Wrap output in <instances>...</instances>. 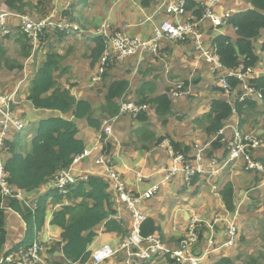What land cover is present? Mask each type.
Instances as JSON below:
<instances>
[{"label":"trees","instance_id":"16d2710c","mask_svg":"<svg viewBox=\"0 0 264 264\" xmlns=\"http://www.w3.org/2000/svg\"><path fill=\"white\" fill-rule=\"evenodd\" d=\"M244 1L251 7L233 15L229 20V25L237 29L236 37L218 35L212 39V45L217 50L220 62L227 69L237 70L240 64H244L246 68L257 67L260 63L259 53H264V40L259 44V49L256 48L258 40L264 33V0ZM6 4L10 9L19 12H24L26 7L25 0H7ZM40 5L44 6V3L40 2ZM196 6V2L190 0L187 11L201 17L203 12L200 8L196 9ZM70 10V21L73 22L75 21L73 13L77 11V7L75 5L70 6ZM18 29L20 28L18 27ZM59 33V38L54 35V41H52V37L49 39L54 44L44 49L47 52L46 57L29 82L27 100L36 110L71 114L72 119L53 115L42 119L34 129L33 138L27 144L23 143L21 135L17 132L12 134L13 140L8 142V151L5 154L7 183L14 189L24 191L30 199L36 200L37 208L33 212L31 208L18 199H4L0 191V258L4 254L7 242L6 213L2 208L5 207L4 205L20 214L27 226L25 238L15 247L18 253L20 251L25 252L30 245L39 240V236L46 225L51 205L60 206L63 203V206L61 205V208L53 213L51 219V225L62 229L61 239L55 242L52 247L50 246L51 254L62 251L64 256L62 263L56 264L88 263L92 258L89 246L97 237L96 229L101 224L105 223L106 231H120L117 222L113 219L116 211L114 210L113 197L109 193V184L103 178L94 175L89 176L86 181H80L71 186L66 198H63L57 189L52 188L55 177L62 170L70 168L75 158L83 154L86 149L85 142L79 138V128L76 121L86 120L88 126L98 134H101L102 130L101 120L95 116L96 111L92 104L87 100L75 98L70 91L57 83L56 73L60 70L64 57L56 50L68 35L65 31ZM21 35L19 37H22V40L19 38L17 42L22 45L21 54L23 58L29 59L31 51L26 46L28 42L24 41H28V36L26 34ZM91 40L93 48L87 57L91 60L89 67L94 68L103 58L107 44L103 37L92 36L88 42L90 43ZM28 44L33 49L32 44ZM74 50L69 46L66 54L79 53ZM11 64L14 65V68L20 67L16 66L14 60L8 59L7 49L4 44H0V72ZM105 76L107 79L110 77L109 74ZM228 80L238 94H243L242 83L239 80L234 78ZM249 84L260 93L261 98L250 97L241 102L236 97L233 103L225 98L212 99L210 109L204 115V119L209 122L204 130L207 136L216 140L211 139L212 151H205L207 159L218 156L219 153H223L221 157L226 158L228 156L226 144L219 132L233 116L234 109L237 110L240 119L244 118V121L240 120L241 124L245 123V118L252 111L261 110L260 113L264 116V75L250 80ZM129 91V80H115L108 85L104 96L105 104L97 112H101L110 118L117 116L120 111V101ZM156 91L155 83L152 80L144 81L136 95L141 99L140 104H151L155 108L157 119L166 125L168 119L173 116V104L166 94L151 97V95L156 94ZM238 94L236 95L238 96ZM148 118H150L148 114H142L136 119L146 122ZM240 129L243 132L256 134L262 144V149H264V140L260 134L255 131ZM104 138L105 136H103ZM167 140L171 144V146H167L168 152L171 153L173 148L174 155L182 154L188 163L193 164L195 160L193 148L191 151L190 147L175 142L167 136L159 139L158 142L162 145ZM111 141L106 143L104 151L113 159L114 147ZM193 147L195 149L196 145ZM260 150L255 152V158L264 164V157H260L262 154ZM172 159L170 158V162L173 161ZM222 173L215 178V182L219 185V193L226 210L233 214L236 212L234 185L231 182H225ZM200 177V175L194 177L192 186L202 178ZM47 185L48 187L51 185V188L47 189L46 193L37 195L40 190L46 189ZM158 233H161L160 227L156 225L153 219L147 218L142 226V234L147 236ZM202 234L201 231L199 234L200 241ZM161 237L164 239L163 236ZM203 253H198V255H203ZM168 260L170 259L168 258ZM215 264H234V262L231 258L222 257Z\"/></svg>","mask_w":264,"mask_h":264},{"label":"crops","instance_id":"0c3cea01","mask_svg":"<svg viewBox=\"0 0 264 264\" xmlns=\"http://www.w3.org/2000/svg\"><path fill=\"white\" fill-rule=\"evenodd\" d=\"M63 1L64 3H67V5H75L74 0ZM114 1L115 0H109L108 7L104 8L103 20H110V23H116V21L118 20V16L120 15L117 9L113 6ZM147 1L148 0H144L145 4ZM193 1L198 2L200 0ZM71 2L73 3L71 4ZM172 2H176V0H162L158 7L143 8V10H139L137 12L134 18L130 16L128 18L131 25L129 28V34L141 37V32L143 31L145 33L144 26L142 25L145 19H148L150 24H154L158 20H162L161 23L164 20H176V17L168 12V5ZM75 6L77 7V10H79L78 12L74 11V18L78 17L77 14L81 13L80 6ZM220 6L222 7V10L219 13L236 9H239L238 11H241L243 9L248 10L251 7L250 4L242 0H227L223 2ZM130 7L131 3H128L126 5V8L129 9ZM145 15H147V18L145 17ZM83 24L85 23L83 22ZM133 27H135V29ZM208 29H210V25H207L205 27V31ZM209 34L211 36L214 34H224L232 38L236 37V31L229 24L224 25L219 29L210 30ZM263 38L264 33H262V37L258 41H261L262 43ZM52 41H54V38H52ZM74 42L76 43V40ZM79 42L80 41H77L78 46L80 45L79 47L77 46V44L73 43H70L69 46L74 48V51L83 52V46L82 44H79ZM91 43L92 40L90 42V45H93ZM189 43L192 47V50L189 51H180L176 43L173 44L166 42H164L162 50L165 53L166 49V52H171V48H175V54L177 55L181 53V55H184L182 59H186L187 61L188 57L191 58L189 60H192L193 56L197 57V59H201L198 57L192 41L189 40L187 44ZM91 48L93 47L91 46ZM46 53L47 52L44 51V56L46 55ZM261 53L262 52L259 53L260 63L254 69L256 77L264 75V65L263 61L261 60ZM63 57L64 61L68 58H73L71 54H66V56ZM131 59L126 60L125 64L129 65ZM143 65L145 66L144 75L147 76L143 79V82L152 80L156 85V80H160L161 76H155L154 79L149 78L151 74L152 65L146 64L145 61H143ZM192 65L194 67L195 65H197V67L199 66L198 62L196 61V58L194 61H189V68L190 66L192 67ZM181 66L183 65L181 64ZM181 66L179 67V69H181ZM67 67L70 68V66ZM85 68H88L90 70L89 66H85ZM134 68V66H132L131 68H128V66H126L125 71L130 72L132 75H134ZM208 69L209 72H211L209 66ZM110 74H112V72H110ZM211 74L213 75V73ZM32 77L33 74L28 72L27 69L19 99V115L24 114L28 124L27 130L23 134H21V137L22 140H27V143H29V141L33 138V132H35L34 129L36 128L38 122L42 119L50 117L51 115L62 116L67 119H72L71 114L41 111L33 108L31 103L26 99V94L28 95L29 82ZM115 80L118 79H114L113 75L108 77V79L102 80L99 84L96 85L97 87H100L99 89L101 90H92L91 87H93V85L90 82H75L74 88L75 90H77L76 98L89 101L92 104L94 110L96 111V114H99L97 113V111H99V108L105 104L104 96L106 93V89L108 85H110ZM4 82L7 84L5 88H10L13 86V84L8 79H5ZM138 89L139 88L133 89L132 84L130 82V91L133 90L136 95ZM217 91L220 92L219 90ZM157 93L158 92L156 91V94ZM154 95H151V97H154ZM215 98L225 97L218 93L214 96L213 99ZM95 101L96 103H94ZM177 101L178 102L176 103V105L179 106L178 104H180L181 100ZM179 113L182 118L178 119L180 121L172 127L171 124L173 123V118L175 117L174 113L173 116L168 119V123L166 125L163 124L160 119H154L153 124L156 125L158 128H151L153 125L151 123V118H148L146 122H141L138 119H134L129 115L127 116L131 117L132 119L128 120L127 122H124L128 124L115 128V134L117 132L121 140L120 144L118 142L115 144L114 140L111 141L114 147L112 155L115 169L119 174L122 175L127 190L131 192L134 197H141V195L149 188H151L155 184L160 183L162 180L160 174L162 168L171 163L170 158L172 157L171 155H169L170 152L164 149L165 147H162V145L158 142L159 139L169 136L173 141L179 142L181 144H184L185 146L190 147L191 151L193 148L194 151L193 146H195V144L192 143L194 141V134L189 133L188 137L181 141L178 135L181 131L184 130V128L194 129L195 118L200 115L201 110L195 105L194 107L192 106L190 110H181L179 111ZM237 123L238 122L234 124L228 121V125H226L227 127H229L230 125H236ZM76 124L79 128V138L85 142L87 151H91L97 140L98 133L94 129L89 127L87 121L84 119L77 120ZM167 125L168 128H165V126ZM189 131L190 129L188 130V132ZM226 131L229 132L231 130L227 129ZM10 140L12 141L13 138L10 137ZM220 156L221 155L219 153V155L216 157ZM75 165L73 166V171L75 172V174L79 176L84 174H96L101 176L103 180H105L109 184V193L113 197L114 210L116 211V215L113 217V219L117 222V225L120 228V231H106L105 223L101 224L96 229L97 237L95 238L94 242L89 246V251L91 252V254H93L96 250L100 249L104 245H109L113 249H118L124 242L125 238L128 237L131 233L133 224L131 210L129 209L127 204L120 202L119 197L114 191L110 179L103 176V166L98 163V159L90 160L89 158H84L80 164H78L77 166ZM242 172L244 171L243 169L239 168V166L235 168L230 166L222 173V176H224L223 178L225 182H231L234 185L236 212L238 205H241L240 208H242L243 206L246 207L250 203V200L252 198L248 196L250 191H246L245 186L243 185L246 184L249 179H252L251 177H253L254 175L256 176L258 184L255 185L256 196H253L256 198V235L258 234L259 241H262L261 243H264V174H252L253 172H251L248 174L244 173L243 175ZM137 173L146 177V179H144L142 183H139L137 181ZM50 188L51 185L49 187L47 185L46 189L40 190L37 195L46 193L47 189ZM204 188L205 183L201 179L195 185L188 187L185 184V181L182 179V176H179L178 178L174 179V181L170 184L161 186L160 190L154 195V197L148 200L140 199L139 202L136 203V205L147 218H151L156 222V225H158L161 229L160 234L164 236V240H166L168 243H171L172 238L177 237L179 233L184 232L187 226V222L192 216L198 215L199 218H202L203 216L210 215L211 218L220 217L223 219V221L226 216H228L230 219H241L240 217L238 218V216L240 215L239 210L237 216H235L236 212L232 214L226 210L219 193V188L217 192H212V195H209L208 193H200L202 190H205ZM242 189L244 190L242 191ZM61 205L63 206V203ZM176 205L178 206V209L175 211ZM60 206L51 205V210L48 214L46 225L39 236L41 244H46L48 246L47 250L49 252V254L44 255L43 248L42 258L43 260L44 258L46 260H51L53 264L62 263L64 259L62 251L56 252L54 254L50 253V246L52 247L55 242H58L61 239L62 229L51 225L53 213L58 211L61 208ZM166 215L167 220L169 221H166L163 218H166ZM226 227V223H221L218 226H215L214 232L208 229L204 230L201 237V241L199 243V247L197 246L195 248V251L197 253L212 251V253H209V255L204 256L202 258V264H215L222 257H231V252L234 251L235 248L229 249L222 247L223 243L226 240ZM26 229V223L22 220V218L17 212H15L14 210L6 212L7 242L5 246V251L10 250L12 251L11 253L16 252L15 247L19 245L25 238ZM39 240H37V242H39ZM176 245L172 246L176 247ZM124 260L125 255L119 253L114 258L104 262L103 264H122ZM91 263L92 262L90 259V261L85 264ZM144 264L178 263L174 261L171 262V260L158 258L152 262H146Z\"/></svg>","mask_w":264,"mask_h":264},{"label":"built area","instance_id":"2783aa9c","mask_svg":"<svg viewBox=\"0 0 264 264\" xmlns=\"http://www.w3.org/2000/svg\"><path fill=\"white\" fill-rule=\"evenodd\" d=\"M186 1L179 0L178 2H172L168 5V12L174 14L177 21L165 20L159 27L155 29L154 37L149 40H143L140 37H132L128 35V27L122 26L121 28H114L111 24L104 22L99 29L98 34L105 37L108 46L111 47L116 56L109 60L107 52L105 58L101 60L102 71L106 69L110 62H114L115 59H126L132 56H143L145 54H151L158 56L162 43L164 41L170 42H185L191 40L194 44L196 52L199 54V58L205 60L211 65L212 73L216 78L217 85L222 89L224 96L233 102L236 97L242 102L246 98L255 96L261 98L259 92L249 85V80L254 77V68H246L244 64H241L236 71L227 70L220 62L217 50L212 47L211 50L207 49L205 27L210 25L214 28L223 26L229 18L232 16V11L215 12L214 9L220 6L227 0H200V9L203 14L198 17L195 14H187ZM187 17L186 21H178L180 17ZM11 14L5 12L0 14V38H6L13 34V30L9 25ZM19 28L23 34H26L29 40L33 43L36 41L39 34L47 26L62 29V24H52L46 20L45 22L36 23L31 19L21 16L19 20ZM228 78H237L241 83V90L243 94H238ZM100 78H93V82H98ZM182 84H179L176 94V99L184 94L181 90ZM19 88L13 93L3 94L0 93V191L4 199L14 198L23 202L24 205L31 208L35 212L37 205L33 202L24 191H20L12 188L7 183V173L5 170V154L8 151L9 138L13 132L21 133L26 130L27 124L19 117L18 105H19ZM238 94V96L236 95ZM18 96V100H17ZM17 100V101H16ZM15 105V108H14ZM146 105L141 107L134 105L133 103L122 104L120 112L121 114H129L132 116H138L145 112ZM236 114V110H233ZM227 129L231 130L228 134H224ZM104 132L107 134L106 140H109L113 136V129L104 128ZM220 136H225L223 142L226 144V150L228 156L224 157H211L206 158L205 151L208 146L199 148L195 156L193 164L188 163L186 157L182 154L174 155L171 149L172 164L167 167H163L161 172L163 173V182L157 184L147 190L139 197L140 199H150L160 189V186L167 184L178 175H184L188 184L192 181L194 176L201 174L204 176L206 183L212 188L213 191L217 190L215 185V178L224 170L232 166L235 168L239 164L249 172H264V164L261 161L256 160L255 152L262 149V144L256 134L251 132H243L236 125L232 124L229 127L223 128L219 132ZM228 135H232V138L228 140ZM216 140V139H215ZM214 140V141H215ZM169 145V141H166ZM101 138L98 139L96 146L91 151L77 156L73 165L62 170L54 180V187L59 193L66 198L69 194L70 187L77 184L80 181L88 179L90 174L77 175L73 171V166H77L86 157H91L93 152L102 151ZM170 146V145H169ZM98 163L103 166V176L109 178L114 191L116 192L119 200L129 207L133 216L132 230L128 237L118 249H113L109 245H104L100 249L96 250L92 255L91 264H103L104 262L114 258L119 253L125 255V260L122 264H144L157 258H169L178 264H202V258L209 255L210 252H204L202 256L195 252V247L199 243V234L203 229V226H207L211 230L215 229V226L223 221L222 218L216 217L212 223L203 222L197 218H193L188 226L186 237H184L177 248L171 247L159 234H150L144 236L142 234V226L147 220V217L140 211L136 203L139 202L134 198L126 188V184L115 167L112 160L107 157L106 154H100L98 157ZM137 181L142 183L146 177L137 173ZM35 203V204H32ZM4 205V204H3ZM2 207L5 212H9L12 209L7 205ZM224 223L227 224L226 228V240L223 243V248H232L237 243L238 230L234 220H231L228 216L224 218ZM219 249V248H218ZM9 254H8V253ZM10 250H4V254L0 259V264H44L42 258L43 246L41 242H34L24 252L11 253Z\"/></svg>","mask_w":264,"mask_h":264},{"label":"rangeland","instance_id":"374dc122","mask_svg":"<svg viewBox=\"0 0 264 264\" xmlns=\"http://www.w3.org/2000/svg\"><path fill=\"white\" fill-rule=\"evenodd\" d=\"M6 1L7 0H0V14H5V12H7L12 15L13 24H15L16 26V28L13 29L15 32V36L12 37L8 36V38L7 37L0 38V44L1 45L4 44L5 48L7 49L8 59L10 61L14 60L16 66H20V67L14 68V65L11 64L10 66L6 67L4 70L0 72V93L3 94L13 93L18 88L20 92L21 88L23 87V82L25 79V73L27 69L28 72L32 73L33 75L35 74V72L38 70V68L42 65V63L45 60L46 57L44 56L45 47L52 46L54 44L49 39L51 37L54 38L53 37L54 35H57V37L59 38L60 35L59 32H62L63 30L66 29L68 35L62 41V43H60L56 52H58L61 56H66V52L68 51V47L70 43L77 44V41H80L79 44H82L83 52L67 53V55L71 54L73 58H68L65 61H63L60 70L56 73V79L59 86H62V88L70 91L71 94L76 98L77 90H75L74 88L75 82H86V83L90 82L93 85V87H91L92 90H99L98 89L99 87L96 86L97 85L96 82L95 83L93 82V78H101L102 80H104L107 79L105 75L109 74L110 76L113 75L114 79H118V80L129 79L133 89H137L141 87V85L143 84V79L147 77L144 75L145 66L143 65V61H145L146 64L152 65L151 74L149 78L154 79L155 76H161L160 80H156L155 87L158 93L155 94L154 96L166 94L168 98L172 101L173 113L175 114V117L173 118V123L171 124V127L180 121L178 119L182 118L179 111L181 110L183 111L185 109L190 110V108L192 106L194 107L195 105L197 106V108L201 110L200 115L195 118L194 129L184 128V130L180 132V134L178 135L180 141L187 138L189 133H192L194 134V141L192 142L193 144H195L199 148L204 147L205 144L207 146L209 145L206 151L209 152L212 151L211 144H212V140L215 139H212L205 134L204 129L207 128L209 122L206 119H204V115L208 113L209 105L211 104V101L214 98V96L217 95L218 93L221 95L223 94L217 91L219 89L216 86V78L214 77V75L211 74L212 68L208 64V62H206L203 59H197V57L194 56L192 57V60H189L191 58L188 57V61H187L186 59H182L184 55H181V53L176 55L175 48H171V52H166L167 50L166 49L164 53V51L162 50L160 52L161 55L160 58H155L154 56L148 54L143 56H135L132 57V59L130 58L131 60L129 65L125 64L126 63L125 59H115L114 62L109 61L110 65L112 66L110 67L109 65L103 71L101 69V61H100V63H98L97 66H95L94 68H90L89 70L88 68H85V66H90V61H91L90 58L87 57V54L89 55L91 50V45L88 42V40L95 33L99 31L102 24L104 23L103 20L104 8L108 7L109 0H74V4L80 6L81 13L77 14L78 17H76L75 21L73 22L70 21V16H71L70 5L64 3L63 0H25L26 7L24 9V12L14 11L13 9H10L6 4ZM161 1L162 0H148L145 4L144 0H115L113 2V6L117 9L120 15L118 16V20L116 21V23H112V25L115 27L126 24L130 25V22L128 20L130 16L134 18L137 12L139 10H143V8L158 7ZM40 2H43L44 6L40 5ZM72 3L73 2H71V4ZM128 3H131V7L129 9L126 8V5ZM221 8H222L221 6L216 7L214 11L220 12L222 10ZM21 16L27 17L36 23L42 21L45 22L46 20H48V22L55 25L62 24V29L60 27L54 29V27L47 26L45 29L42 30L37 40L33 41V43L29 40V38L28 41L24 40L25 42L33 44L34 47L37 48V50L35 49L33 50L32 47L27 43L26 46L27 48H29V50L32 53V56L29 59L23 58L21 54L22 45L21 43L17 42L18 39L20 38L18 36L19 30L17 27ZM145 17L147 18V15H145ZM161 21L158 20L154 24H150L148 19H145L144 22L142 23L145 29V33L142 31L141 37L144 39H151L152 37H154L155 29L156 27L160 26ZM178 21H182V17H180ZM83 22L85 24H83ZM133 28L135 29V27ZM218 35H223V34H218ZM218 35L214 34L210 37H207L206 44L208 50H211V48L213 47L212 39ZM19 40H22V37ZM75 40L76 43L74 42ZM176 44L179 47L180 51L192 50L190 43H189L190 45L182 42H178ZM259 44H261V41L257 42L256 44L257 49H259ZM197 55L199 57L198 53ZM107 56L109 60H112L116 56L114 50L111 47L108 48ZM195 58L199 66L197 67V65H195L194 67L192 65V67L190 66L189 68L188 66L189 61H194ZM261 60L263 61V65H264V53H261ZM181 64L183 66H181ZM67 66H70V68H68ZM126 66H128V68H131L132 66L135 67L133 69L134 75H132L130 72L125 71ZM180 66L181 69H179ZM208 66L210 67L211 72H209ZM110 72H112V74H110ZM5 79L10 80L13 86L10 88H5L7 86V84L4 82ZM179 84H182L181 90L184 92V94L180 96L179 99H176V96H174V94H176V90ZM18 99L19 98L17 96V100ZM177 100H181L180 104H178L180 107L176 105V103L178 102ZM140 102L141 99L138 98L136 95H133V90H131L120 101V108L122 104L125 103H133L134 105L141 107ZM94 103H96V101ZM18 109H19V105H18ZM260 112L261 110H255L252 111V113L250 112V115H248L245 118V123L243 124L240 123V120L244 121V118L240 119V117L237 114L236 115L234 114L229 119V121L230 123H234V124L236 122H239L238 128H242L244 130H249V131H255L256 133L260 134L261 138H263L264 140L263 137L264 116H262ZM97 113L99 114L95 113V116L97 117V119L100 118L102 127L105 129L106 128L113 129L114 134L112 136V140H114L115 144L117 142L120 144L121 140L117 132H116L117 134L116 137L115 128H117L118 126L120 127L125 124H128L124 122H127L128 120L134 117L129 115L132 117L131 118L127 116L128 114H121L120 111L115 118H109V116L103 115L101 112H97ZM145 113H147L148 116L151 118V123L153 124L154 119H157L155 108L151 104H147L145 107ZM106 119L107 121H102ZM151 128H158V127L153 124ZM165 128H168V125L165 126ZM189 129L190 131L188 132ZM224 134L227 135L228 131H224ZM167 137L170 138L169 136ZM223 138H225V136H223ZM231 138L232 135H228V140ZM23 143L24 144L27 143V140H23ZM164 149L167 150V146ZM260 151L262 152V154L260 155V157L262 158L264 157V149ZM169 155L171 154L169 153ZM89 159L91 160L95 158H89ZM242 173L244 175V173L248 174L250 172H242ZM251 178L252 179H249L246 182V184H244L243 186H245L246 191H250L248 196L252 198L250 200V203L246 207L243 206L242 208L239 209L240 215L238 216V218L240 217L241 219L235 222L238 230L237 243L234 247H232L235 248V250L231 252V257L226 256L228 258H232L231 260L234 262V264H264V243H261L262 241H259L258 234L256 235V231H257L256 198L253 197L256 196L255 185L258 184V180L256 179L255 175ZM204 189L205 190H202L200 193H208L209 195H212L213 191L210 186H207L205 184ZM243 190L244 189H242V191ZM177 209L178 206L176 205L175 211ZM167 215L166 218L165 217L163 218L166 221H169L167 220ZM193 217L199 218L198 215L190 217L187 222V226L184 230L185 233L184 232L179 233L177 237L172 238L171 243H168L165 240L167 244L169 245L177 244L175 248L178 247L180 241L184 237H186L189 223ZM200 219L204 222L212 223L214 218H211L210 215H206ZM42 245L44 248V255L49 254L47 250L48 246L46 244H42ZM208 252L212 253V251H208ZM44 260L46 264H53L51 260H46L45 258Z\"/></svg>","mask_w":264,"mask_h":264},{"label":"clouds","instance_id":"9594fccd","mask_svg":"<svg viewBox=\"0 0 264 264\" xmlns=\"http://www.w3.org/2000/svg\"><path fill=\"white\" fill-rule=\"evenodd\" d=\"M179 0H176V2H178ZM190 0H187L186 1V12H187V14H192V13H190V12H188L187 11V7H188V2H189ZM193 1V0H192ZM242 1H244V0H242ZM196 9H199L200 7H199V4L196 2ZM239 9H236V10H231L232 11V16L233 15H235V14H237V13H239V12H242V11H246V10H241V11H238ZM171 14V13H170ZM194 14V13H193ZM173 16H175L174 14H172ZM196 15V14H195ZM232 16L229 18V20L232 18ZM173 21H175L174 19H172ZM177 20V19H176ZM187 20V17L186 16H184V17H182V21H186ZM229 20L224 24V25H227V24H229ZM165 21V20H164ZM163 21V22H164ZM170 21V20H169ZM104 22H107V23H109V24H111V26H113L112 25V23H110L109 21H107V20H104ZM162 22V23H163ZM161 23V24H162ZM160 24V25H161ZM9 25L11 26V28H12V30L14 29V28H16V26H15V24H13L12 23V17L10 18V22H9ZM19 25V24H18ZM127 26H129L128 27V35L129 36H132V37H140V36H137V35H130L129 34V28H130V25H128V24H126ZM125 25V26H126ZM223 25V26H224ZM122 26H124V25H122ZM122 26H118V27H115V26H113L114 28H116V29H118V28H121ZM223 26H220L219 28H221V27H223ZM19 27V26H18ZM17 27V28H18ZM159 27V26H158ZM157 28V27H156ZM219 28H214V27H212V26H210V29H208V30H206L205 31V34H206V37H210L211 35L209 34V31L210 30H214V29H219ZM235 31H237V29H235V28H233ZM19 30V35L18 34H16V35H18V36H20L21 34H23L22 32H21V30L20 29H18ZM63 31H65V32H67L66 31V29L65 30H63ZM99 32V31H98ZM98 32L97 33H95L93 36L95 37V36H99V37H103V38H105L104 36H102V35H100V34H98ZM68 33V32H67ZM224 35V34H223ZM12 36H15V32H14V30H13V34L10 36V37H12ZM141 39H143V40H149V39H144V38H142V37H140ZM106 40V39H105ZM191 41V40H190ZM164 42H166V43H173V44H175V43H178V42H170V41H164ZM164 42L162 43V47H161V49H160V52L162 51V48H163V45H164ZM188 41H185V42H182V43H187ZM106 44H107V46H106V50H105V52H104V56H105V54H106V52L108 51V48H109V46H108V43H107V40H106ZM194 45V44H193ZM32 46H33V50L35 49V50H37V48H35L34 47V45L32 44ZM195 48V47H194ZM196 51V50H195ZM34 52V51H33ZM160 52H159V55L158 56H154L155 58H160L161 57V55H160ZM34 55V54H33ZM146 55V54H145ZM148 55H151V54H148ZM31 56H32V53H31ZM30 56V57H31ZM46 56V55H45ZM103 56V57H104ZM138 56V55H137ZM153 56V55H152ZM132 57H135V56H132ZM132 57H129V58H126L125 59V61L126 60H128V59H130V58H132ZM102 59H100V61H101ZM100 61H99V63H100ZM209 64V63H208ZM110 65V63L107 65V67ZM210 65V64H209ZM241 65V64H240ZM211 66V65H210ZM106 67V68H107ZM225 68V67H224ZM254 69L256 68V67H253ZM225 69H227V68H225ZM227 70H232V69H227ZM238 70V69H237ZM232 71H236V70H232ZM254 78H256V74L254 75V77L253 78H251L250 80H252V79H254ZM229 79V78H228ZM234 79H237V78H234ZM238 80V79H237ZM250 80H249V82L248 83H250ZM102 81V79L100 78V80L98 81V82H96V84H99L100 82ZM250 85V84H249ZM216 86H217V88L219 89V91L223 94V91H222V89L217 85V81H216ZM28 88H29V86H28ZM253 88V87H252ZM255 89V88H254ZM256 90V89H255ZM21 91H22V88H21ZM20 91V92H21ZM20 92H19V97H20ZM27 94H26V99H27ZM223 96H224V94H223ZM225 97V96H224ZM250 98V97H249ZM252 98H256L255 96H252ZM225 99L227 100V101H229L226 97H225ZM246 99H248V98H246ZM245 99V100H246ZM244 100V101H245ZM235 101V100H234ZM233 101V102H234ZM230 102V101H229ZM233 102H231V103H233ZM141 105H146V104H141ZM121 109V108H120ZM236 110V109H235ZM18 114H19V109H18ZM142 114H147V113H145V112H143V113H141L140 115H138V116H132V117H134V119H136V118H138L139 116H141ZM236 114H237V110H236ZM235 114V115H236ZM129 115V114H128ZM233 115H234V112H233ZM19 117L27 124V120H26V118H25V116H24V114H21V115H19ZM116 116H114V117H112V118H115ZM110 118V117H109ZM102 121H107V119L106 120H102ZM228 123V122H227ZM226 123V124H227ZM228 125V124H227ZM227 125H225L224 126V128H226L227 127ZM238 125H239V122H238ZM27 127H28V124H27ZM27 127H26V130H27ZM25 130V131H26ZM25 131H23V132H21V133H18V134H23ZM105 130H104V128L102 127V130H101V134H98V138H97V140H96V142H95V144L97 143V141H98V139L99 138H101V141L103 142V148H102V151H96V152H93V155L91 156V157H86V158H95V159H97V157L100 155V154H106V152L104 151V148H105V146H106V143L108 142V141H110V140H112V137L109 139V140H106V138H107V134L104 132ZM14 133V132H13ZM34 134V133H33ZM114 134V133H113ZM103 136H105V138L103 139ZM12 137V136H11ZM9 141H10V138H9ZM167 141H169V140H167ZM169 145L171 146V144H170V141H169ZM168 144H167V142L165 141L163 144H162V147H166V146H169ZM96 145H94V147H95ZM205 146H207L206 144H205ZM93 147V148H94ZM207 149V148H206ZM93 150V149H92ZM172 150L174 151V149L172 148ZM87 151V148L85 149V151H84V153ZM197 151H198V147L196 146V148L194 149V157L196 156V154H197ZM224 151V150H223ZM171 154V153H170ZM223 153H220V155H222ZM107 155V154H106ZM107 157L108 158H110L108 155H107ZM171 157H172V155H171ZM216 157V156H215ZM111 160H112V163H113V166L115 167V165H114V161H113V159L112 158H110ZM195 161V160H194ZM172 162L173 161H171V163L170 164H172ZM169 164V165H170ZM168 165V166H169ZM239 166V168H241V169H244V171H246L245 170V168L242 166V164H239L238 165ZM165 167H167V166H165ZM237 167V166H236ZM225 171V170H224ZM223 171V172H224ZM246 172H249V171H246ZM252 172V171H251ZM256 173V172H255ZM260 173H264V172H260ZM160 174H161V177H162V180H161V182L160 183H158V184H161L162 182H163V173L162 172H160ZM221 174V173H220ZM219 174V175H220ZM197 175H200L201 177V180L207 185V186H209L207 183H206V181H205V179H204V176H202L201 174H197ZM90 176H91V174H90ZM94 176H98V177H101V176H99V175H94ZM179 176H182V178H183V180L185 181V184L188 186V187H191L192 186V181H193V179H192V181L190 182V184H188L187 182H186V180H185V177H184V175H178V176H176V177H174L173 179H172V181L171 182H173L174 181V179H176V178H178ZM195 177V176H194ZM102 178V177H101ZM86 181V180H85ZM171 182H169V183H167V184H170ZM215 183V185L217 186V190H218V184L216 183V182H214ZM167 184H163V185H167ZM76 185V184H75ZM155 185H157V184H155ZM154 185V186H155ZM163 185H161V186H163ZM161 186H160V188H161ZM153 187V186H152ZM151 187V188H152ZM52 188H54V189H56L55 187H54V183H53V185H52ZM150 189V188H149ZM148 189V190H149ZM160 190V189H159ZM158 190V191H159ZM217 190L216 191H213V192H217ZM157 191V192H158ZM59 192V191H58ZM146 192V191H145ZM144 192V193H145ZM156 192V193H157ZM143 193V194H144ZM60 194V193H59ZM27 195V194H26ZM61 195V194H60ZM28 196V195H27ZM133 196V195H132ZM134 197V196H133ZM154 197V196H153ZM29 198V197H28ZM134 198H136V197H134ZM137 200H139V198H136ZM151 199V198H150ZM32 200V199H31ZM143 200H148V199H143ZM33 202H36V200H32ZM121 202V201H120ZM240 206L241 205H238V207H237V212L235 213V216H237V214H238V210H239V208H240ZM6 213V212H5ZM20 215V214H19ZM193 218H197V217H193ZM192 218V219H193ZM197 219H199V220H201L200 218H197ZM214 220V219H213ZM231 220H234L235 222H237V220H235V219H231ZM191 222V221H190ZM204 222V221H203ZM208 223V222H207ZM221 223H224V222H220L219 224H221ZM190 224V223H189ZM218 224V225H219ZM218 225H216V226H218ZM227 228V227H226ZM205 229H208V230H211L210 228H208L207 226H203V229H202V232H204V230ZM215 230V229H214ZM212 232H213V230H211ZM159 235H161L162 236V234H160V233H158ZM199 241H200V237H199ZM198 245H199V243H198ZM197 245V246H198ZM171 247H173V248H175L174 246H172V245H170ZM203 253V252H202ZM93 255V254H92ZM158 259V258H157ZM161 259H163V258H161ZM166 260H168V258H165ZM155 260V259H154ZM154 260H152V261H154ZM171 260V259H170ZM45 261V260H44ZM152 261H149V262H152ZM171 261H173V260H171ZM91 262H92V260H91ZM175 262V261H174ZM44 264H46L45 262H44Z\"/></svg>","mask_w":264,"mask_h":264}]
</instances>
